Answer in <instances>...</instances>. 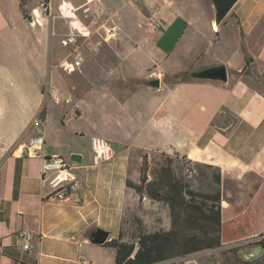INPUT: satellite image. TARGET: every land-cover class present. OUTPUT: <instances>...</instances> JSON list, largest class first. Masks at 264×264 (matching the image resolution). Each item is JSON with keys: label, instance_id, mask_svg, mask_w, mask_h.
<instances>
[{"label": "crops", "instance_id": "0c3cea01", "mask_svg": "<svg viewBox=\"0 0 264 264\" xmlns=\"http://www.w3.org/2000/svg\"><path fill=\"white\" fill-rule=\"evenodd\" d=\"M200 2L203 8L195 10L178 0H154L158 30L120 38L123 47L114 53H93L97 44L91 41L81 49L70 83L57 70L60 47L54 52L57 61L47 57L46 39L28 28L25 14L34 8L26 0H0V264H116L111 241L133 244V259L145 233L122 228L124 211L146 200L140 202L134 189L141 184L134 151L209 166L220 178V245L168 254L152 264L199 252L206 264H253L264 258V251L255 261L240 257L264 235V94L249 73L255 67L264 70V0H238L218 26L212 2ZM44 21H50L49 39H59L62 27L51 19L40 24ZM220 64L227 70L225 83L182 79ZM63 96L62 127L67 129L54 133L46 102L50 97L60 103ZM43 109L38 128L46 156L64 157L58 142L65 131L90 136V142L104 139L112 151L104 162L65 151L81 156L72 164L81 186L64 203L43 198L50 189L41 177V156L18 151L21 142L38 135L34 120ZM166 206L161 230L152 233L174 230ZM97 229L109 233L106 244L91 242ZM20 230L33 236L25 252L16 237Z\"/></svg>", "mask_w": 264, "mask_h": 264}, {"label": "rangeland", "instance_id": "374dc122", "mask_svg": "<svg viewBox=\"0 0 264 264\" xmlns=\"http://www.w3.org/2000/svg\"><path fill=\"white\" fill-rule=\"evenodd\" d=\"M40 1L41 0H26V5H28L30 7L29 9L31 10L32 8H35ZM178 1L189 6L191 9L200 10L203 8V4L200 2V0ZM62 2L67 3L70 6L71 11L69 13L62 14L59 11H56L55 16L51 19L52 24H55L56 27H62V29L58 30L57 33L59 39H49L48 36L50 34V21H44L41 24L39 22L35 25L30 23V27L28 28L32 33H36V36L46 39L47 57H50V55L54 56V52L57 51L56 48L60 47L58 53L61 60L58 62L57 70L60 74V78L65 81H70L69 77L72 76L76 70L70 75L62 72L59 63L63 59L65 60L68 55L72 53L73 47L71 44L63 46L60 42V39L63 40L66 37L77 38V45L80 46V49H84L91 43V41H94L97 45L95 50H93V53L99 54L101 52H105L106 49L110 53H114L117 51V49L123 47L118 44V42H120V38L134 37L142 33H147L149 31L147 25L148 18L154 17L156 19L151 11L154 0H57V6ZM108 29H111V32L107 37V42L111 43V45H107V43L104 41V38H106V30ZM229 51L232 52L233 50ZM54 58L57 61L56 55ZM71 58L72 57L69 56L68 59ZM259 68L260 67H255V69H251L249 73L252 74L254 86L264 94V70L260 71ZM50 99L51 98L49 97L46 102V120H49V126L55 128L54 133H57L58 129L65 128L62 127L64 120L62 109L67 105L65 103V96L61 98V101L58 104L53 103ZM40 117L41 116H39V118ZM40 120L43 119L40 118ZM39 126L42 127L41 124ZM66 129L67 128H65V130ZM90 139V136L87 135L80 136L72 133L69 134L67 131H65L58 144L60 149H62L64 158L70 164L75 165L76 162L70 160L71 155L75 153L65 151L76 150L80 152V155H82L84 157L83 159H85V157L88 155L94 154ZM134 154V158L136 159L140 169L145 167L149 169V171L147 170L146 172L147 180L156 179L160 176V174H162L160 172L162 167H168L171 165L174 166L173 168L170 167L172 177L174 178H172L171 181L177 179L180 182L188 185L190 190L199 194L198 197H202V195L205 194H214L216 192L217 186L212 180L215 171L207 168L206 166L194 165L188 162H182V160L178 162L171 160L169 162V160L162 154H148L142 151H134ZM166 181L167 179H165V182ZM158 188L160 194L164 195L169 189V185L166 182L158 186ZM144 192L146 193L143 195H138V198L140 202H142L143 197H145V205L139 203L138 205L134 206L132 210L131 207L129 209L126 208L124 211L122 228H124L126 232L128 231L130 234L131 232H137L138 230L140 232L146 233L161 228L163 222L160 216L164 215V213H166V209H168L165 203H162V201L160 202L158 200H151L152 198L150 199L147 191L145 190ZM138 213L143 217L142 220L139 219L140 217H137ZM129 237L133 238L131 235ZM257 241L258 237L254 238L252 243H256ZM259 242L264 243V240ZM191 257L195 258L198 264H206L204 256L200 252ZM171 264H181L180 259L177 258L174 260V263ZM253 264H264V258L254 262Z\"/></svg>", "mask_w": 264, "mask_h": 264}, {"label": "trees", "instance_id": "16d2710c", "mask_svg": "<svg viewBox=\"0 0 264 264\" xmlns=\"http://www.w3.org/2000/svg\"><path fill=\"white\" fill-rule=\"evenodd\" d=\"M27 16L28 14H25L26 18ZM248 63L249 58H246V65ZM188 78H190L189 74L182 77V79ZM44 115L45 111L42 110L39 116L44 119ZM170 166L162 167L160 169L162 174L149 181L146 176L148 169L146 167L142 168L140 174L141 184L134 189L138 195H143L146 190L150 198L162 201L169 206L174 230L167 233H145L139 238V248L133 259L130 258L135 249L133 244L124 245L115 241L109 242L108 244L117 250L116 264H152L163 260L168 254L184 256L202 249L216 248L220 245L221 212L220 190L218 188L220 178L213 174L212 180L217 186L214 194H205L198 197L199 194L190 190L188 185L177 179L171 181L173 177ZM207 167L211 169L209 166ZM165 179H167L169 189L164 195H161L158 186L166 183ZM186 226L191 228L189 230L194 229V232L200 235H188V232L184 229ZM163 236L170 237V240L161 239ZM141 248L143 249L141 250Z\"/></svg>", "mask_w": 264, "mask_h": 264}, {"label": "built area", "instance_id": "2783aa9c", "mask_svg": "<svg viewBox=\"0 0 264 264\" xmlns=\"http://www.w3.org/2000/svg\"><path fill=\"white\" fill-rule=\"evenodd\" d=\"M56 11L62 13H69L70 6L67 3H61L57 6V0H41L38 5L32 10L31 15L34 22L39 23L40 20L52 19ZM150 30H158L160 23L154 17H149L147 22ZM111 32V29L106 30V38ZM82 35V34H80ZM62 45L71 44L73 51L61 63L60 68L63 73L70 75L75 72L76 68L82 61V50L77 45V38L66 37L62 41ZM71 56V59H68ZM55 103L58 104L59 100L55 98ZM34 123L37 125L38 135L29 139L26 143H21L18 146V151L25 152L27 157L41 156L43 163L41 167V177L47 180L49 185V192L43 198L45 201L64 203L71 198V196L80 190L81 180L75 173L74 167L64 157L60 155L46 156L42 153L44 146V136L39 133L38 126L42 123L39 116L35 118ZM92 149L95 161L104 162L112 157V151L109 144L101 138H92ZM19 152V155H20ZM17 239L22 241V251L30 249V242L33 236L27 230H20L17 233ZM264 240V235L258 237V241ZM181 264H198L197 260L192 257L180 259Z\"/></svg>", "mask_w": 264, "mask_h": 264}, {"label": "water", "instance_id": "95a60500", "mask_svg": "<svg viewBox=\"0 0 264 264\" xmlns=\"http://www.w3.org/2000/svg\"><path fill=\"white\" fill-rule=\"evenodd\" d=\"M211 2L214 7V22L218 26L236 5L238 0H211ZM26 19L31 24H34L32 15L29 14ZM189 76L192 79L210 80L225 83L227 81V70L223 64H220L191 72ZM148 85L151 86L150 84ZM70 160L78 163L81 161V156L73 154L71 155ZM108 236V232L97 229L90 235V240L93 244L103 245L108 239ZM263 251L264 243L260 242L253 248L251 253L247 254L243 252L240 257L242 260L247 262L255 261L262 255Z\"/></svg>", "mask_w": 264, "mask_h": 264}]
</instances>
